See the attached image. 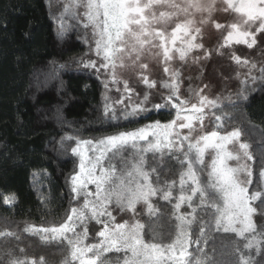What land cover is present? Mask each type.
<instances>
[{
	"label": "snow or ice",
	"instance_id": "6c2138e0",
	"mask_svg": "<svg viewBox=\"0 0 264 264\" xmlns=\"http://www.w3.org/2000/svg\"><path fill=\"white\" fill-rule=\"evenodd\" d=\"M62 9V24L70 17L91 30L100 63L81 60L83 67L97 74L103 70L106 89L123 81L127 96L116 103L129 101L122 110L125 119L150 111L145 106L149 92L133 103L132 89L120 70L133 72L153 89L156 81L144 71L149 60L163 64L169 77L161 82L167 95L152 108L175 110L174 118L95 140L62 137V146L75 141L71 153L78 158V170L69 177V186L72 200L80 203L70 205L59 222L25 221L20 229L18 222L5 218L0 225V264H49L43 253L27 254L19 244L21 231L38 238L42 247L56 245L64 254L59 264H255L253 253H264V227L258 229L254 220L264 215V146L253 188L249 162L254 156L243 131H221L229 115L219 97L201 95L203 88L195 91L194 103L181 97L180 73L172 62L191 58L196 63L237 45L253 48L257 35L264 33V0H63ZM221 12L231 19L218 22L215 15ZM207 25L218 38L214 47L205 49ZM198 50L202 56H191ZM230 57L239 66L250 64L234 52ZM255 67L251 63L248 71L253 81ZM103 114L117 119L112 104L105 103ZM209 114L214 116L213 127L204 131ZM230 161H236L235 166ZM16 199L14 193L4 195L3 204L11 206ZM137 205L143 206L140 213ZM116 210L130 218L118 221ZM141 214L147 219L138 218ZM93 222L101 227L90 237L88 225ZM193 225L199 228L195 239ZM193 245L196 256L189 250Z\"/></svg>",
	"mask_w": 264,
	"mask_h": 264
},
{
	"label": "trees",
	"instance_id": "16d2710c",
	"mask_svg": "<svg viewBox=\"0 0 264 264\" xmlns=\"http://www.w3.org/2000/svg\"><path fill=\"white\" fill-rule=\"evenodd\" d=\"M62 4L63 0H0V225L5 218L18 222L20 229L25 221L37 225L59 222L70 205L80 203L72 200L69 186V177L78 170V158L71 153L75 141H64L62 146L61 140L66 134L95 140L174 118L175 110L152 108L154 103H162L161 95L169 91L161 87V82L169 78L162 73L149 78L156 81L153 89H148L140 80L132 84V102L139 103L147 91L149 102L145 106L150 111L124 118L122 110L129 101L116 103L95 70L83 67L80 62L88 61L93 53L91 30L70 17H65L62 24ZM261 68L264 60L252 70L255 81L247 71L234 90L218 96L229 115L221 131L240 128L244 133L242 139L251 145L253 188L257 186L262 167L259 149L264 146ZM175 69L180 73V95L191 103L205 79L204 73L195 71L189 61L178 62ZM246 79L247 84H243ZM240 92L243 94L238 95ZM105 103L114 105L117 119L104 116ZM215 111L219 114V110ZM213 121L214 116L209 114V129ZM171 163L175 165V161ZM40 173L45 177L43 186L37 187L33 178ZM166 175L170 177L172 173ZM201 178L206 180V174L202 173ZM13 193L16 202L4 205L3 196ZM138 218L147 219L142 214ZM255 221L258 229L264 227V215H256ZM95 228L89 227V235L95 234L92 231ZM198 231V226L193 225V239ZM21 237L19 244L28 255L43 253L49 264H59L62 260L64 254L57 251L56 245L42 247L38 238L22 231ZM189 250L193 256L198 255L195 245ZM253 256L255 264H264V253L259 256L253 253Z\"/></svg>",
	"mask_w": 264,
	"mask_h": 264
},
{
	"label": "rangeland",
	"instance_id": "374dc122",
	"mask_svg": "<svg viewBox=\"0 0 264 264\" xmlns=\"http://www.w3.org/2000/svg\"><path fill=\"white\" fill-rule=\"evenodd\" d=\"M215 19L218 22L226 23L231 19V16L226 13H216ZM204 38L203 43L205 45V49L212 48L215 45V42L218 38V33L216 30L211 26L207 25L204 28ZM224 55H217L215 52H212L210 58L207 60L201 59L196 63H193L192 59L189 58L190 66H192L195 71L202 70L205 76V79H203L200 83V88H203V93L201 95H207L210 99H215L216 97L224 94L226 91H232L236 88L237 84L239 83V80L243 73L249 71V67L251 66V63H255V65L260 64L262 60H264V33H261L257 35V44L249 49L244 45H237L234 46L232 49H223ZM234 52L235 55L240 56L242 59H247L250 64L249 66L242 67L235 63L234 60L231 59L230 53ZM203 50L194 51L191 56H202ZM89 60H95L97 63H100L99 58L95 55V52L93 50V53ZM180 62L178 59L172 62V67L175 68L176 64ZM121 75L124 80H127L128 86L133 91V85L136 81H139V78L131 71L128 70H120ZM148 77L150 78L152 75H155L156 73H162L166 74L163 70V64L158 63L156 60H149L148 62V68L144 70ZM99 77L102 79L104 85L107 80V77L103 74V70L100 74H98ZM168 76V74H166ZM207 85V87H205ZM117 88H120L121 91H117ZM199 88V89H200ZM108 94L111 95V97L118 101L125 96H127V93L123 92V81H121L118 85H113L109 83L108 88L106 89ZM227 93V92H226ZM197 97H195L191 103L196 102ZM126 99H124L125 101ZM206 111H208L206 109ZM205 128L204 131H210L211 129L208 128L209 123V115L205 119ZM187 132V130H184ZM231 147V146H230ZM230 163L235 166L236 161H230ZM250 163V162H249ZM45 174L40 173L36 174L33 178L34 184L37 187L43 186ZM92 187V186H90ZM142 205H137L138 208H142ZM116 215L117 220H123V219H129L130 214L129 213H119L118 210L114 211L113 213ZM255 220V217H254ZM94 225H91V223L88 225L89 227H97L95 230H98L101 226L92 223ZM94 236V234H90V237ZM109 255H115V254H109Z\"/></svg>",
	"mask_w": 264,
	"mask_h": 264
}]
</instances>
